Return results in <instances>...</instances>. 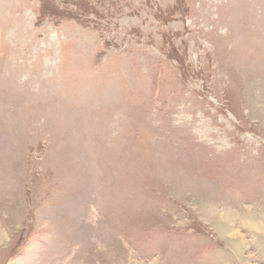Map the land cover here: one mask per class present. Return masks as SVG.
Here are the masks:
<instances>
[{
	"label": "rangeland",
	"instance_id": "rangeland-1",
	"mask_svg": "<svg viewBox=\"0 0 264 264\" xmlns=\"http://www.w3.org/2000/svg\"><path fill=\"white\" fill-rule=\"evenodd\" d=\"M0 264H264V0H0Z\"/></svg>",
	"mask_w": 264,
	"mask_h": 264
}]
</instances>
